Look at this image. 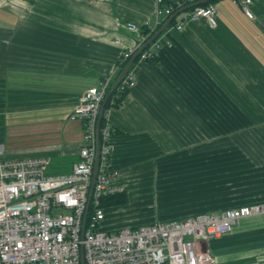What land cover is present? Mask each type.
I'll list each match as a JSON object with an SVG mask.
<instances>
[{"label": "crops", "instance_id": "crops-1", "mask_svg": "<svg viewBox=\"0 0 264 264\" xmlns=\"http://www.w3.org/2000/svg\"><path fill=\"white\" fill-rule=\"evenodd\" d=\"M219 1L216 28L204 21L179 32L168 27L158 57L138 64L135 86L104 112L110 165L126 197L147 178L162 186L150 224L264 204V0L251 1L252 19L235 0L213 5ZM154 8L153 0H0L3 160L46 158V175L71 171L84 145V124L68 119L71 110L84 90L111 76L124 47L139 42L124 26L140 27ZM223 150L256 172L258 193L224 209L173 211L183 196L174 181L190 180L187 171L213 154L221 159ZM259 218L231 232L264 230L250 224ZM227 235L200 243L214 264H264V239L228 245Z\"/></svg>", "mask_w": 264, "mask_h": 264}, {"label": "built area", "instance_id": "built-area-1", "mask_svg": "<svg viewBox=\"0 0 264 264\" xmlns=\"http://www.w3.org/2000/svg\"><path fill=\"white\" fill-rule=\"evenodd\" d=\"M153 1L152 16L142 23L149 30L148 35H142L140 27L134 23L124 26L140 38L134 46L124 47L120 64H126L176 10L196 2ZM251 1L235 0L249 19L253 18ZM181 15L172 26L178 32L186 24L198 21H204L210 29L217 26V10L211 3ZM161 16L163 21H160ZM161 36L136 58L116 91H127L135 86L138 64L158 57ZM116 44L121 43L116 40ZM119 72L117 66L109 78L84 90L68 116L70 121L84 124L80 160L69 173L46 175V158L3 160L4 148L0 145V264H81V253L84 264H214V257L203 251L200 243L229 234L241 220L264 214V204H258L228 209L218 215H195L181 221L103 232L100 225L105 214L100 207L101 199L124 191L118 183L120 172L110 165L111 129L108 115L104 114L105 121L99 129V167L82 231L96 153L99 109ZM54 209L61 213L52 215Z\"/></svg>", "mask_w": 264, "mask_h": 264}, {"label": "rangeland", "instance_id": "rangeland-1", "mask_svg": "<svg viewBox=\"0 0 264 264\" xmlns=\"http://www.w3.org/2000/svg\"><path fill=\"white\" fill-rule=\"evenodd\" d=\"M222 1L231 2V0ZM220 2L215 4L218 12L220 11L218 7ZM179 16L182 15L180 14ZM255 121L262 122V119H255ZM225 151L223 150V157L221 159H219L220 156L213 158L215 157L213 154V156H210L212 158L207 161V165L197 166L195 169L191 166L192 168L187 171L190 180H182L180 178L183 182L175 180L173 184L170 183L180 190L179 194L183 195L173 199L179 205L173 211L202 213L220 207L224 209L233 207L232 205L227 206L231 203L243 202L245 199L251 198L255 193H258L255 191L258 190V185L260 184L254 182L258 178L256 172H252L251 169L246 168V164H241L242 159L240 157L235 159L226 154ZM138 185L139 187L135 192H128L126 204L103 208L108 216L107 221L100 225L103 232L114 233V231L127 227L138 228L150 224L151 221L149 219L154 218V213L157 211L156 195L160 194L162 186L160 185L159 187L156 181H151L149 178L144 179ZM157 188H159L158 192ZM162 210L169 211L167 208ZM60 213L61 210L59 209H54L51 212L52 215ZM259 216V219L250 221V224L252 222L264 223V214ZM247 222H243L240 226L247 225ZM227 236L224 242L226 244L240 241L246 242L253 239H264V230L247 231L244 229L243 232L233 230Z\"/></svg>", "mask_w": 264, "mask_h": 264}, {"label": "water", "instance_id": "water-1", "mask_svg": "<svg viewBox=\"0 0 264 264\" xmlns=\"http://www.w3.org/2000/svg\"><path fill=\"white\" fill-rule=\"evenodd\" d=\"M215 1L218 0H200L197 2H193L190 4L185 5L184 7L176 10L170 17H168L166 19L165 22H163V24L149 37V39L141 45V47L132 55V57L128 60V62L123 66V68L121 69V71L119 72V74L117 75L116 79L113 81V83L110 85L107 94L105 95L100 109H99V114H98V118H97V122H96V140H95V146H96V153H95V160H94V165H93V171H92V179H91V185H90V189H89V194H88V202H87V206H86V210L82 219V231L84 230L85 227V223H86V217H87V212H88V206L91 200V196H92V191H93V186L95 183V179L97 176V172H98V167H99V156H100V139H99V129H100V124L105 112V107L110 99V97L113 95V93L116 91V88L118 87V85L120 84V82L123 80L124 76L126 75L127 71L129 70V68L131 67V65L134 63V61L136 60V58L141 54V52L143 50H145L146 48H148L158 37H160L165 31L166 29L170 26L171 22L180 14L193 9L195 7L198 6H203L209 3H213ZM82 235V233H81ZM81 264H84V260H83V256L81 253Z\"/></svg>", "mask_w": 264, "mask_h": 264}, {"label": "trees", "instance_id": "trees-1", "mask_svg": "<svg viewBox=\"0 0 264 264\" xmlns=\"http://www.w3.org/2000/svg\"><path fill=\"white\" fill-rule=\"evenodd\" d=\"M193 1H198V0H193ZM211 4H213V3H211ZM206 5H204V6H206ZM175 23H176V19H174L171 22L170 26H173ZM140 30H141V34L142 35L146 36V35L149 34V30H147L142 25L140 26ZM119 57H120V55H119ZM119 57L117 59L116 65L119 66V69L121 71V69L123 68V66L125 64H120L119 63ZM152 61H147V62H152ZM128 92H129L128 90L127 91H123V92L115 91L113 93V95L110 97V99H109V101H108V103H107V105L105 107V110H107V108H109L110 106L117 107L120 104V102L123 100V98L127 95ZM111 100L113 101V104L110 102ZM104 121H105L104 118H102V121H101V124H100L101 126L103 125ZM126 201H127V197L122 192V193L109 195V196H106V197L102 198L101 201H100V207L101 208H105V207H110V206H115V205L117 206V205L125 204Z\"/></svg>", "mask_w": 264, "mask_h": 264}]
</instances>
